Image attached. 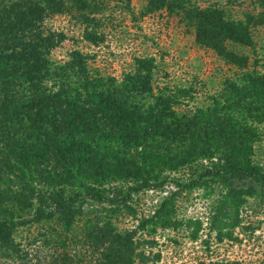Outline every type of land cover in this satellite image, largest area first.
<instances>
[{"label": "trees", "instance_id": "trees-1", "mask_svg": "<svg viewBox=\"0 0 264 264\" xmlns=\"http://www.w3.org/2000/svg\"><path fill=\"white\" fill-rule=\"evenodd\" d=\"M108 2L0 0V261L6 264H147L160 254L147 252L155 241L143 235L181 225L174 214L182 191L217 194L208 229L221 241L240 225L247 197L264 185L252 126L264 117L263 72L244 71L242 80H226L208 106L179 113L175 106L194 90L155 88L152 56L133 57V69L120 77L90 65L79 49L51 59L65 35L45 20L65 13L98 45L112 18L103 15ZM145 9L178 13L199 44L246 68L247 56L226 42L254 44L253 14L236 20L187 0H146ZM166 184L173 189L153 212L138 215L133 194ZM127 215L136 224L122 226ZM20 229L25 235L16 239Z\"/></svg>", "mask_w": 264, "mask_h": 264}, {"label": "rangeland", "instance_id": "rangeland-1", "mask_svg": "<svg viewBox=\"0 0 264 264\" xmlns=\"http://www.w3.org/2000/svg\"><path fill=\"white\" fill-rule=\"evenodd\" d=\"M201 8L214 7L226 17L246 20L254 15L252 24L253 45H241L227 41L230 50L247 56L246 68H239L224 59L214 49L196 41L195 31L181 15L166 9L147 12L146 0H131L126 5L118 0H109L103 15L112 18L104 21L105 36L95 45L83 37L84 25L65 13L50 15L45 24L61 31L65 39L51 51L52 60H64L69 51L79 49L89 55V63L102 71L120 77L133 69V57L149 55L156 59L153 86L178 89L192 87L194 91L182 97L175 106L179 113L195 107L208 106L211 97L223 88L226 80L239 81L244 71L256 69L264 73V19L260 0H187ZM250 123V121H248ZM251 124V123H250ZM256 129L254 142L255 159L264 165V117L252 122ZM169 173L170 177L182 176L181 172ZM185 176V175H184ZM173 189L172 184L161 190L148 189L132 196V205L138 215L151 214L161 198ZM201 189L182 191L176 196V228H157L146 239L154 240L147 252L159 253L158 260L147 264H199L219 260L235 261L237 264H264V185H257L256 194L247 197L242 205L240 225L232 229L230 238L221 241L210 232L211 206H215L217 194L204 195ZM139 217V216H137ZM122 226L136 224L131 215L121 218ZM195 231L193 238L191 231ZM16 239L25 232L20 229ZM3 260L0 261V264Z\"/></svg>", "mask_w": 264, "mask_h": 264}]
</instances>
